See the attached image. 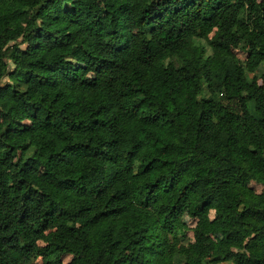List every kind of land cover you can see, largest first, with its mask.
Returning a JSON list of instances; mask_svg holds the SVG:
<instances>
[{
  "label": "trees",
  "instance_id": "obj_1",
  "mask_svg": "<svg viewBox=\"0 0 264 264\" xmlns=\"http://www.w3.org/2000/svg\"><path fill=\"white\" fill-rule=\"evenodd\" d=\"M0 264H264V0H0Z\"/></svg>",
  "mask_w": 264,
  "mask_h": 264
},
{
  "label": "rangeland",
  "instance_id": "obj_2",
  "mask_svg": "<svg viewBox=\"0 0 264 264\" xmlns=\"http://www.w3.org/2000/svg\"><path fill=\"white\" fill-rule=\"evenodd\" d=\"M20 25L21 27L24 26V24L20 21V20H14L12 22L9 23L10 26H14V25ZM234 53L237 56V58L239 59V61H244L246 58V53L243 50L240 49H234ZM4 80H7V78H4ZM249 188L253 189L255 192L260 193L262 191V186H260L259 184H256L255 182H250L249 183ZM205 213L209 218H213L214 216V209L212 208L211 205H207L205 208ZM180 222H183L186 227H185V231H186V235L189 239V241L193 240V234H192V228L195 225V220L191 219L188 215L184 214L181 218H180ZM41 244V243H40ZM65 262L70 260V256L65 257Z\"/></svg>",
  "mask_w": 264,
  "mask_h": 264
}]
</instances>
